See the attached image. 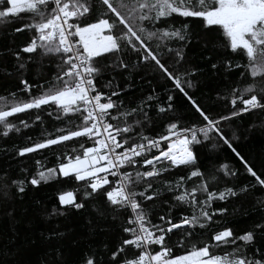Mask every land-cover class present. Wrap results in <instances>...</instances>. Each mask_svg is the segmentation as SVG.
<instances>
[{"label": "snow or ice", "instance_id": "1", "mask_svg": "<svg viewBox=\"0 0 264 264\" xmlns=\"http://www.w3.org/2000/svg\"><path fill=\"white\" fill-rule=\"evenodd\" d=\"M188 18L198 21L205 34H213L226 54L244 61L224 60L225 71L243 68L252 81L264 82V0H0V27L20 22L9 34H28L14 49L0 51V56L13 57L19 77L16 91L0 95V137L33 126L41 129L39 139L27 136L11 152L4 146V155L18 162L42 150L55 156L52 166L37 159L31 171L21 167L20 178L2 186L4 197L14 189L12 200L23 201L29 188L71 183V190L57 192L50 211L36 201L40 213L54 219L91 205L99 219L120 232L111 243L88 245L79 264H264V201L256 202L260 218L250 228L238 232L223 223L227 203L252 189L264 192V172L258 173L238 150L236 131L230 136L225 131L226 124L244 113L264 111V84L233 88L230 99L218 94L229 110L212 115L188 91L196 87L193 78L200 72L185 61V49L195 35ZM53 56L57 60L49 64L48 74L39 73L35 82L26 78L30 63L39 67ZM150 65L169 84L158 89L147 80L151 91L125 103L121 96L132 89L133 72ZM5 74L11 77L13 71L6 69ZM177 93L193 110L194 121L181 123L170 115ZM21 113L29 120L9 119ZM46 119L62 121L64 127L48 132ZM154 120L166 121L164 132L145 135ZM235 127L248 138L251 126ZM77 138L84 140L78 147L65 143ZM209 145L229 151L239 168L220 163L214 171L202 170L195 148ZM176 169L187 174L164 179ZM241 176L254 183L234 184ZM157 179L163 181L168 199L155 190ZM146 201L159 208H147ZM216 202L225 206L213 207ZM14 212L5 215L18 222ZM88 229L89 235L110 230L92 220ZM64 237L57 225L29 236L23 247L44 248L35 264H65L59 243ZM20 239L13 228L8 241L12 247L4 246L0 264H23L14 259L22 252Z\"/></svg>", "mask_w": 264, "mask_h": 264}, {"label": "trees", "instance_id": "2", "mask_svg": "<svg viewBox=\"0 0 264 264\" xmlns=\"http://www.w3.org/2000/svg\"><path fill=\"white\" fill-rule=\"evenodd\" d=\"M188 23L194 29L195 35L192 43L185 49V61L188 66L200 69L197 76L193 78L196 87L188 91L190 94L196 96L205 108L210 109L212 115L227 114L229 108L225 106L224 100L219 99V96H226L230 99L229 93H231V89H243L251 83H255L257 87H260L264 82L260 81L259 78L252 81L249 74L243 68L225 71L222 64L224 60L231 58L235 63L241 64L244 61L239 57L226 54L225 50L219 47L213 34H205L200 29L198 21L193 18H188ZM19 24L20 22H17L16 24L0 27V51L6 47L14 49L17 45L24 42L26 35H28L27 33L9 34L11 29L19 26ZM153 47H155V42H153ZM34 59L39 64V58L34 56ZM127 59L128 57H125L126 61ZM56 60L57 58L54 56L45 57L43 64L39 67L37 64L30 63L25 73L26 78L35 82V80L40 79L39 73L43 72L48 74L49 64H54ZM212 63L218 65L216 70L211 68ZM6 69L13 71L11 77L5 74ZM241 72L245 74L241 76ZM18 78L13 70V57L0 56V95H7L10 92L16 91ZM130 79L133 83L132 89L121 96V99L125 103L128 101H137L138 98H143L145 94L151 91V86L146 82L147 80H152L158 89L162 85L169 84L159 70L151 65L145 69L135 70ZM174 104L175 113L170 115L179 118L181 123H190L196 119L189 104L178 93L175 95ZM131 106L135 107L136 104L133 103ZM237 106L243 107L239 103ZM9 119L18 123L21 119L29 120V115L21 113ZM165 123L166 121L154 120L150 125L145 127L144 134L152 137L161 134L165 130ZM235 126H240V128H248L251 126L248 138L245 139L244 133ZM60 127H64L62 121L57 122L53 119L45 120V128L48 132L55 133V129ZM225 131L229 136L232 131H236L240 137L239 141H234L238 150L255 166V170L258 173L264 172V111L254 110L252 113H244L242 117L235 118L230 125L226 124ZM40 132L41 129L39 127L33 126L29 129H22L21 134L12 133L8 138L0 137V252L4 250L5 245L8 248L12 247V245L8 244V241L12 237V229L15 228L20 234L21 239L17 241V244L22 247V252L21 255L14 259L23 261V264H35L38 257L43 255L44 248L39 245L36 247H23L24 241L29 236H38L41 230L58 225V230L65 233L64 239L59 242L65 257V264H79L82 256L86 255L84 250L88 245L100 246L103 243H111L119 238L120 232L115 224L109 225L108 221L99 219L91 205L80 212L73 210L64 217L54 219H48L40 213L39 207L35 203L36 201H39L41 206L50 211L53 205L57 204V200L55 199L57 192L62 189L71 190L73 187L71 183L65 184L63 182L56 183L52 181L36 190L29 188L23 201L12 200L11 192L14 189H9L10 195L8 198L4 197L2 186L11 179L20 178L19 169L21 167L27 166L31 171L34 168V161L37 159L45 162L47 166H52V163L55 161V156L49 150H42L40 153L30 154L29 158L22 162L9 159L4 155V146H7L8 151L11 152L14 144L23 145L26 143L27 136L39 139ZM65 143L70 147H78L80 143H84V140L77 138L75 141ZM85 146H90V142L85 143ZM61 150L57 149V151ZM195 152L198 156V163L205 172L214 171L219 167L220 163H228L231 167L239 168V164L233 155L223 149V147L212 149L210 145L207 148L197 146ZM45 157H47L46 161ZM186 174L187 170L176 169L166 175L164 179L172 180L180 175ZM250 181L254 183L252 178L241 176L238 181H233V183L240 184ZM153 184L155 190L165 193V199L169 198L162 180L157 179L153 181ZM137 190L139 191L141 189L138 188ZM257 201H264V192L256 189L250 190L247 195L241 196L239 199L231 200L226 205L228 211L224 216L223 223H227L228 226L233 227L238 232L250 228L253 222L260 218V214L254 211L257 207ZM145 206L147 208H159V204L153 205L147 201L145 202ZM221 206H225L223 202H216L213 205V207ZM13 208L15 209V219L18 222L10 220L5 215V213L12 211ZM173 214L178 215L179 210ZM88 220H92L94 224H99L101 227L110 230H97L94 235H89ZM73 241H78V243L73 244ZM55 243L53 242V246H55ZM9 259L13 258L9 257Z\"/></svg>", "mask_w": 264, "mask_h": 264}, {"label": "built area", "instance_id": "3", "mask_svg": "<svg viewBox=\"0 0 264 264\" xmlns=\"http://www.w3.org/2000/svg\"><path fill=\"white\" fill-rule=\"evenodd\" d=\"M166 146V145H165Z\"/></svg>", "mask_w": 264, "mask_h": 264}]
</instances>
